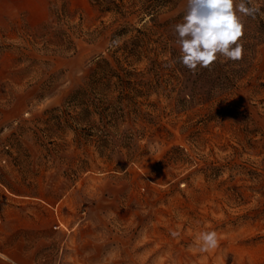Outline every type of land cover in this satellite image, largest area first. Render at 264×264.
<instances>
[{
  "label": "rangeland",
  "instance_id": "obj_1",
  "mask_svg": "<svg viewBox=\"0 0 264 264\" xmlns=\"http://www.w3.org/2000/svg\"><path fill=\"white\" fill-rule=\"evenodd\" d=\"M254 2L243 58L193 73L188 0H0V264H264Z\"/></svg>",
  "mask_w": 264,
  "mask_h": 264
},
{
  "label": "clouds",
  "instance_id": "obj_2",
  "mask_svg": "<svg viewBox=\"0 0 264 264\" xmlns=\"http://www.w3.org/2000/svg\"><path fill=\"white\" fill-rule=\"evenodd\" d=\"M257 13L260 5L254 0H188L184 22L175 25L181 54L178 62L195 73L198 67L208 68L220 57L222 63L240 61L244 55L240 42L244 35L243 18H255ZM199 240L202 253L219 246L215 231L202 232Z\"/></svg>",
  "mask_w": 264,
  "mask_h": 264
},
{
  "label": "trees",
  "instance_id": "obj_3",
  "mask_svg": "<svg viewBox=\"0 0 264 264\" xmlns=\"http://www.w3.org/2000/svg\"><path fill=\"white\" fill-rule=\"evenodd\" d=\"M114 10L117 12V14H119L120 16H123L124 15V12H123V9H122V6H114ZM152 10H146V14H148V17H150L151 21L152 22H155V19H154V13L150 12ZM156 27H157V24H156ZM138 34H142V32L140 31H137ZM143 35H145L143 33ZM125 50V49H124ZM216 62V61H215ZM215 62L213 64H215ZM97 68L101 71V72H109V73H113V70H112V67H111V64L109 63L108 60L106 59H101L98 63H97Z\"/></svg>",
  "mask_w": 264,
  "mask_h": 264
}]
</instances>
